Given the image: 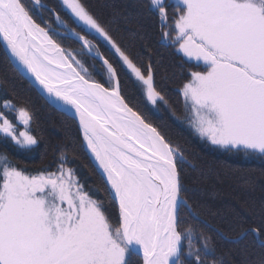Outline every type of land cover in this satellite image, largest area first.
<instances>
[{
	"label": "snow or ice",
	"instance_id": "1",
	"mask_svg": "<svg viewBox=\"0 0 264 264\" xmlns=\"http://www.w3.org/2000/svg\"><path fill=\"white\" fill-rule=\"evenodd\" d=\"M148 4L162 38L207 66L192 71L181 90L194 131L230 152L264 155V0ZM61 5L70 21L42 0H0V39L16 71L30 76L50 103L78 115L118 220L68 166L66 154L55 170L30 175L0 151V264H129L137 246L144 264H235L221 242L252 236L264 248V219L236 239L200 219L184 196L183 153L124 96L128 76L151 105L167 104L151 59L138 63L84 0ZM65 37L78 47H65ZM31 123L27 108L0 101V142L35 150Z\"/></svg>",
	"mask_w": 264,
	"mask_h": 264
},
{
	"label": "trees",
	"instance_id": "2",
	"mask_svg": "<svg viewBox=\"0 0 264 264\" xmlns=\"http://www.w3.org/2000/svg\"><path fill=\"white\" fill-rule=\"evenodd\" d=\"M113 36L132 54L137 62L152 61L157 89L167 104L151 105L134 80L122 79V90L131 106L139 110L184 155L182 178L184 196L200 219L212 228L238 238L247 227L264 219V155L228 151L212 145L197 134L188 122L186 104L181 90L190 80L195 65L186 61L177 45L164 40L157 14L150 10L148 0H84ZM30 5V0H25ZM49 8L70 18L61 0H42ZM171 4V3H169ZM47 19V12L42 13ZM173 15L169 9V16ZM53 22V27H55ZM65 47L77 48L71 38L61 40ZM10 99L17 107L32 114L31 131L38 137L35 150H19L10 142H0V151H7L20 170L34 175L55 170L61 153L66 154L87 190L104 203L113 222L118 220L117 205L108 187L89 158L77 123L49 105L36 89L14 69L0 45V101ZM187 222L194 227L191 217ZM243 226V228L241 227ZM211 234V233H210ZM231 252L235 264H258L264 248L249 236L239 244L221 242ZM129 264H143L130 253Z\"/></svg>",
	"mask_w": 264,
	"mask_h": 264
},
{
	"label": "rangeland",
	"instance_id": "3",
	"mask_svg": "<svg viewBox=\"0 0 264 264\" xmlns=\"http://www.w3.org/2000/svg\"><path fill=\"white\" fill-rule=\"evenodd\" d=\"M176 2V0H168V3H171V4H173V3H175ZM177 52L186 60V61H188L189 63H192V64H194L195 65V67H196V69L194 70V71H204L205 69H206V65H204L203 64V62H199V63H197V62H195V61H190V60H188V58L187 57H185L184 55H183V53H181V52H179L178 50H177ZM6 53V52H5ZM7 55V54H6ZM8 56V55H7ZM9 58V57H8ZM20 73V72H19ZM21 74V73H20ZM23 76V75H22ZM24 77V76H23ZM25 78V77H24ZM26 79V78H25ZM27 80V79H26ZM29 83V82H28ZM31 84V83H30ZM32 85V84H31ZM33 86V85H32ZM34 87V86H33ZM35 88V87H34ZM37 91V90H36ZM38 92V91H37ZM39 93V92H38ZM40 94V93H39ZM41 95V94H40ZM42 96V95H41ZM183 97V96H182ZM42 98L49 104V105H51L55 110H57V111H59L60 113H62V114H64V115H66L67 117H69V118H71L72 120H74L76 123H77V125H78V129H79V131H80V134H81V137H82V140H83V143H84V147H85V150H86V152H87V154H88V156H89V158L91 159V161H92V163H93V165L95 166V168H96V170H97V165L95 164V162L93 161V159H92V156H91V154L89 153V151H88V149H87V146H86V142L84 141V139H83V135H82V130H81V128H80V126H79V124H78V122L74 119V118H72V117H70L69 115H67L66 113H64V112H62V111H60L59 109H57V108H55L51 103H49L43 96H42ZM184 99V98H183ZM184 102H185V100H184ZM186 104V103H185ZM186 109H187V112H188V115L190 116L191 115V113L189 112V110H188V108H187V106H186ZM207 140V139H206ZM210 142V141H209ZM101 176V175H100ZM102 177V176H101ZM103 178V177H102ZM103 180H104V178H103ZM105 181V180H104ZM106 183V182H105ZM107 185V184H106ZM107 187H108V185H107ZM108 190H109V188H108ZM109 193H110V191H109ZM110 196H111V194H110ZM112 198V197H111ZM117 210H118V207H117ZM132 254H134L135 256H138L139 258H141L138 254H136V253H134L133 251L131 252ZM141 260H142V263L144 264V260L141 258Z\"/></svg>",
	"mask_w": 264,
	"mask_h": 264
},
{
	"label": "water",
	"instance_id": "4",
	"mask_svg": "<svg viewBox=\"0 0 264 264\" xmlns=\"http://www.w3.org/2000/svg\"><path fill=\"white\" fill-rule=\"evenodd\" d=\"M0 42H1V45H2V47L4 48V50H5V52H6V54L8 55V57H9V53H8V49H7V47H6V45H5V43L3 42V40L2 39H0ZM25 77V76H24ZM26 78V77H25ZM27 81L29 82V83H31L33 86H34V82L32 81V78L30 77V76H28L27 78ZM35 87V86H34ZM35 89L49 102V100L43 95V93H41L39 90H38V88L37 87H35ZM50 103V102H49ZM52 104V103H51ZM55 108H57V109H59L60 111H62V112H64V113H66L67 115H69L70 117H72V118H74L77 122H78V124H79V117H78V115H76V113H75V111H74V109H65V108H63V107H61V106H57V105H54V104H52ZM79 126H80V124H79ZM80 128H81V126H80ZM82 130V129H81ZM101 173V172H100ZM101 175H102V177L104 178V180H105V182H106V175L104 174V173H101ZM107 184V183H106ZM108 185V184H107ZM108 188H109V185H108ZM133 252L134 253H136V254H138L143 260H144V258H143V253H142V250L139 248V246H137L134 250H133Z\"/></svg>",
	"mask_w": 264,
	"mask_h": 264
},
{
	"label": "bare ground",
	"instance_id": "5",
	"mask_svg": "<svg viewBox=\"0 0 264 264\" xmlns=\"http://www.w3.org/2000/svg\"><path fill=\"white\" fill-rule=\"evenodd\" d=\"M45 6H46V5H45ZM46 7H48V6H46ZM48 8H49V7H48ZM0 45H1V42H0ZM1 47H2V45H1ZM2 48H3V47H2ZM3 50H4V48H3ZM4 52H5V50H4ZM87 149H88V148H87ZM88 151H89V153L91 154L93 161H94L95 164L97 165V172L99 173V175H101V173H103L102 169L99 168L98 163L95 161L94 156H93V154L90 152L89 149H88ZM100 172H101V173H100ZM101 176H102V175H101Z\"/></svg>",
	"mask_w": 264,
	"mask_h": 264
}]
</instances>
